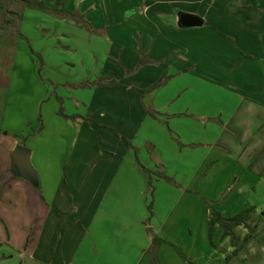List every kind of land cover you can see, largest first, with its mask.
I'll return each mask as SVG.
<instances>
[{
  "label": "crops",
  "instance_id": "crops-1",
  "mask_svg": "<svg viewBox=\"0 0 264 264\" xmlns=\"http://www.w3.org/2000/svg\"><path fill=\"white\" fill-rule=\"evenodd\" d=\"M17 13L22 16L19 22L10 21L1 27L12 36L14 47L19 50L32 38L39 41L36 42L39 46L51 45V52L57 56L55 61L63 59L53 66L58 76L78 78L82 74L81 80H86L84 87L78 85L81 80H61L56 84L66 94H77L82 89L90 94L89 100L71 97L74 109L82 106L86 112L69 115L82 117L81 132L90 133L94 141L103 139L108 148L106 153L102 152L101 170L97 166L91 169L97 176L101 171L106 174L104 183L108 187L118 180L121 170H126L127 175L134 173L135 180L140 182V197L136 202L121 201L124 204L121 216L102 218V241L96 243L91 227L99 219L98 210L102 206L111 208L119 201H98L96 208L88 204L86 210L79 201H57L58 195L47 201L42 188L38 192L30 182L12 172L11 152L20 144L17 139L20 135L0 134V246L3 248L0 264L15 261L18 264H158L164 258L187 264L172 251V245L176 244V237L177 245L185 246L192 202L173 201L175 191L180 189L158 177L154 179L150 212L151 176L143 168L126 165L128 160L133 161L136 149L128 141L132 144L144 141L145 149L152 159H157L164 175L175 177L181 188L186 185L181 173L190 174L194 172L192 168L203 162L200 173L208 162H217L208 159L207 153L217 146L221 152L215 155L224 156L218 161L224 160L240 170L231 152L225 154L219 142L231 124H235L234 129L246 130L252 124L250 120L260 118V110H264V0H120L116 9L111 0H71L65 7H26ZM188 16L197 17L203 25H183V19L187 20ZM80 36L86 39V45L80 42ZM62 44L70 46V51L58 49ZM79 45L88 49L95 45L103 47L80 55ZM63 52L71 53L70 61L64 60ZM142 56L150 63L137 68ZM64 61L70 62V74L63 71ZM97 61H102L99 68ZM110 66L116 68L113 75L106 71ZM96 70L101 78L111 74L112 78L120 79L118 83L126 85L91 86ZM127 71L132 72L127 75ZM104 83L114 84L111 80ZM242 110L248 114L240 116ZM144 128L147 133L140 138ZM240 134L246 132H231L230 141L237 140ZM171 165H177L180 171L170 173ZM38 172L42 183V174ZM74 175L75 172L71 180L76 183ZM130 179L126 176V180ZM74 183L69 191L77 198ZM159 184H163L172 201H158ZM21 192L36 198L32 207L28 201H17ZM16 204L22 205V213L17 211ZM12 209L15 216L10 213ZM154 237L163 242L153 252ZM127 251L132 254L130 260L125 258ZM82 254L89 259H80ZM192 259L198 264L196 258Z\"/></svg>",
  "mask_w": 264,
  "mask_h": 264
},
{
  "label": "rangeland",
  "instance_id": "rangeland-1",
  "mask_svg": "<svg viewBox=\"0 0 264 264\" xmlns=\"http://www.w3.org/2000/svg\"><path fill=\"white\" fill-rule=\"evenodd\" d=\"M28 1L43 8H58L65 7L67 3L71 4V0H66L67 2H64L66 4L63 3L64 0H41L39 3L32 0H0V44H3L0 47V134L20 135L17 138L19 142L24 143L32 150L31 163L42 174L43 180L40 189L42 188V194L44 193L47 201H51L58 195L57 201H62V203L79 201L85 210L88 204L92 208H96L98 201L106 203L119 201L111 208L106 209L102 206L101 210L106 212L104 215L101 210H98L97 218L99 219H95L91 230L93 228L96 236L95 242L99 243L102 241V218L105 216L113 218L121 216L119 213L124 207L121 201H138L140 182L135 180L136 175L134 173L127 175L126 170L124 172L121 170L118 180L111 187H108L106 182L104 183L106 174L103 175L101 171L97 176V172L91 169L92 166H97V168L100 167L98 170H101L104 162L102 152L106 153L108 148L103 139L101 142L94 141L91 139L90 133L85 130L84 134L81 132V128H83L82 117L77 119L76 116L69 115L72 113L84 115L86 112L82 106L75 110L74 107L76 106L72 104L73 100L71 101L70 98L82 97L83 100H89L90 94L84 93L85 90L82 89L77 94L68 93V95L61 92L60 85L56 84L61 80L80 81L83 75L81 74L78 78L58 76L59 73L55 71L53 66H58V63H61L63 59L61 57L60 61H55L57 56L51 52V45H48L49 47L39 46L40 44H36L39 41L32 38L30 43L18 50L17 46L14 47L12 36L7 35L8 31L6 29L1 30V27H5V23L10 21L13 23L19 22L22 19V16L17 12L24 10L27 7L25 3ZM111 2L114 9L119 8L120 0H111ZM65 20H67V15ZM79 40L86 45L84 43L85 38L80 36ZM102 47L95 45V47L88 49V47L82 45L77 46L80 55L84 51L87 54L88 50L96 51L98 48L102 49ZM22 48L24 52H22ZM58 49L70 51V46L62 44ZM63 54H66L63 55L64 60L70 61L71 53L63 52ZM117 54L118 52H115L116 56ZM116 56L115 59L120 61ZM101 62H96L97 68L102 65ZM62 65L64 73L70 74V62L64 61ZM100 68L102 69V67ZM115 69L110 66V69L106 71H110L113 75ZM98 71L94 72V81H91L93 83L91 86H97L98 83H104L108 80L113 81L114 84L104 83V86L123 87L126 85L118 83L120 79L112 78L111 74L105 79L101 78ZM131 72L127 71V75ZM83 81L81 80V83L78 84L79 87H84ZM65 87L68 88L69 86ZM125 87L127 88V86ZM131 91L135 93L134 89H131ZM64 98H67V100L64 101ZM260 111L263 116L260 117L262 119L250 120L252 124L246 126L248 134L244 128L237 127L234 129L235 124H231L227 128L228 133L219 142L225 148V154L231 152L232 159L238 162L240 170L225 164L224 160L223 163L221 162V157L224 156H216L217 153L221 152V147L217 146L212 153L207 152L210 155V158H207L217 161L216 163L210 164L208 162L198 173L202 162L197 166L193 165L196 166L192 168L194 172L190 171V174L184 172V176L182 173L180 174L181 180L184 179L186 185L181 188L176 183L177 186L175 185V187L180 191H175L173 201L192 202V212L189 228L186 229L184 241L186 248L185 246H178L179 241L175 237L174 242L176 241V244L172 245L174 248L172 251H176L180 255L177 250L179 248L190 260L196 258L198 264H264V110ZM148 112L152 113L151 110ZM243 113L246 114L247 112L242 110L240 116ZM86 120L84 118V121ZM242 130L244 133L246 132V135L240 134L237 136V140L230 141L231 132L241 133ZM146 133V128H144L140 138ZM96 137H98L97 134ZM134 144L138 145L139 148L135 147ZM130 146L132 149H136L133 150L135 152L133 161L128 160L126 162L128 167L144 168L143 166H146L152 171L156 170L164 174L165 171L157 165V159L156 161L152 159L150 152L145 149L144 141L143 143L142 141L133 142ZM195 153L198 154V150ZM201 154H203L202 150ZM81 156L82 158H79ZM219 159L221 161H218ZM183 160L185 161L186 158ZM155 166H157V169ZM175 166L177 168L174 165L169 166L170 173L180 171L179 167ZM72 170L75 172L73 178H75L76 183L71 180L74 174ZM96 176L97 179L99 177L97 181ZM126 176L131 177V179L126 180ZM153 178L156 179L158 176L154 175ZM187 180L189 181L187 182ZM175 182H178V180H175ZM71 183H74V186L76 185L77 198L69 191L73 186ZM158 187V201H172L171 195L167 194L163 184H159ZM17 201H28L29 206L32 207L33 201L37 200L34 196L21 192ZM90 201L93 203H90ZM195 202H199V204ZM248 208L253 209L251 218L247 222V228L241 226L235 230L237 238L234 244H232L231 238L223 236L218 225H214L211 230L209 220L215 212H220L226 217H233ZM16 209L19 210V213L23 211L20 204H16ZM110 209L113 210L110 212ZM26 212H28V209H26ZM10 213L15 216L13 209ZM129 213L130 210H128ZM205 224L206 231L204 230ZM209 228L211 235L209 234ZM246 236L249 237V242L245 241ZM0 249H3L2 246H0ZM235 249L238 250L233 255ZM79 255L81 256V254ZM229 256L231 258L227 261L226 259ZM79 258H82V260L89 259L83 254ZM101 258L107 257L101 256ZM125 258L126 260L132 259L130 251H127ZM14 264L18 263L15 261ZM158 264H176V260L164 258Z\"/></svg>",
  "mask_w": 264,
  "mask_h": 264
},
{
  "label": "trees",
  "instance_id": "trees-1",
  "mask_svg": "<svg viewBox=\"0 0 264 264\" xmlns=\"http://www.w3.org/2000/svg\"><path fill=\"white\" fill-rule=\"evenodd\" d=\"M27 7H38V5H35V4H32L30 1L26 2L25 3ZM205 25H207V23H205ZM248 58H250L249 56H246ZM150 63L149 62H146L144 59H143V56H142V59L140 61V63L138 64L137 68H140L146 64ZM98 87H103L104 86V83L100 82L98 83L97 85ZM61 100V99H60ZM128 143L131 145V142L128 141ZM22 145H25L24 143H20ZM143 170H145L150 176H151V179L149 181V195H150V203L148 205V210L150 212H152V207H153V201H154V192H155V186H154V178L153 176L156 175L158 176L159 178H162V179H165L167 180L168 182L174 184L177 186V184L175 183V181L164 175L163 173H159V172H155V171H151V170H148L146 168H143ZM38 192L41 193L40 189H38ZM253 212V209L252 208H248L242 212H240L239 214H237L236 216H233V217H226L224 216L222 213L220 212H215L214 216L209 220V226L212 230L213 226L214 225H218L220 227V229L222 230V233H223V236L224 237H229L231 238V242L232 244L235 243L236 241V235H235V230L238 228V227H241V226H244L247 228V222L250 220L251 218V214ZM210 228H209V234L211 235V231H210ZM245 241L246 242H249L250 239L249 237H245ZM162 240H160L158 237H154L153 239V252L158 249V247L162 244ZM178 252L180 253L182 259L187 263V264H196L194 263V261L190 260L189 258L186 257V255L184 253H182L179 248L177 249ZM237 250L238 249H235L233 251V255L237 253ZM153 255H155V253H153ZM230 256L227 257V261L230 260Z\"/></svg>",
  "mask_w": 264,
  "mask_h": 264
},
{
  "label": "water",
  "instance_id": "water-1",
  "mask_svg": "<svg viewBox=\"0 0 264 264\" xmlns=\"http://www.w3.org/2000/svg\"><path fill=\"white\" fill-rule=\"evenodd\" d=\"M203 21L194 16L183 19L182 24L186 26H202ZM32 150L22 144H18L11 152V169L13 174L30 182L36 189H40L41 178L38 171L31 163Z\"/></svg>",
  "mask_w": 264,
  "mask_h": 264
}]
</instances>
